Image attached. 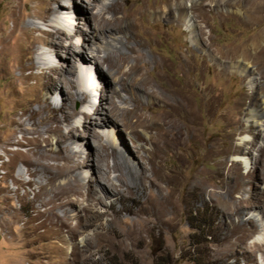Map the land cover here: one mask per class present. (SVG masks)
<instances>
[{
    "label": "rangeland",
    "instance_id": "1",
    "mask_svg": "<svg viewBox=\"0 0 264 264\" xmlns=\"http://www.w3.org/2000/svg\"><path fill=\"white\" fill-rule=\"evenodd\" d=\"M107 1L99 0L87 11L83 8L86 6V0H63L62 3L72 5L73 2L75 9L82 11L81 16L87 20L88 16L98 12L101 5L106 4ZM158 1L142 0L144 5ZM190 1H195L198 6L194 13L195 42L191 40L187 30L186 19L178 25L174 20L167 22L159 17L154 20L149 16L145 22L144 19L141 20L144 33L153 38L152 45L157 47L156 49L150 46L147 38H141L144 44V62L149 65L153 58L165 61L167 64L175 63L178 52L183 55L188 54L194 74L185 77L193 82L196 81L199 88L203 87L207 90L212 101V107L206 117L198 92L195 88H191L197 129L202 139L187 142L186 157L181 168H178L171 157H166L162 163L165 171L175 172L181 181L180 185L177 184V180L172 184L177 186L174 197L179 207L174 213L166 216L163 226L156 222L153 211L145 204L143 205L146 208L137 216L128 212V209H137L136 200H143L144 191L147 189L146 183L137 185L134 193L123 194L119 200L106 198L94 186L96 177L92 170L88 169V160L84 159L86 154L89 160L94 158L96 151H101L105 146H107L106 153L110 152L108 146H113L112 148L117 147L122 152L134 154L133 146L137 145L132 142V135L127 129L121 125L117 126L119 131L114 125L102 126L97 115L91 116V121L95 125L83 123L82 114H91L100 96L111 99L119 107L130 108L129 102L121 103L114 95L116 88L113 83L102 82L104 75L98 76L94 65H90L91 57L96 54L97 57L102 56L100 40H97L95 46L84 50L86 61L83 65H78L71 53L64 54L60 51L54 54L52 47L35 44L33 56L38 64L32 72L39 74L40 69L45 71V75L37 81L27 78L12 83L18 72L9 57L0 56V64L3 61L5 67V72L0 73V264H192L193 257L202 264H264V115H261L262 121H259L260 125L255 128L257 134L254 136L253 145H246L249 154L241 157L228 151L230 146L240 143L242 139L252 138L250 134L237 133L249 102L248 96L251 91L249 78L254 79L257 98L264 100V65H258V58L252 55L253 39L264 30V0H222V2L221 0H180L186 7H189ZM24 3L27 9L21 7ZM31 3L32 0H0V35L12 28L10 13L12 6L17 4L19 8L14 15L21 24L37 28L32 33L34 38H38L41 31L61 29L69 32V24L72 22L69 14L66 13L69 9L51 16L47 21H40L29 15ZM77 22L81 28L87 30L81 24L82 19ZM155 32L161 34V37L154 35ZM16 36L15 34L13 39L11 38V43ZM62 38L64 39L62 47L68 44L77 45L79 42V37L74 34L69 38L63 36ZM260 45L263 46L264 41L260 42ZM243 46L251 49L250 54L247 53V57L251 56L248 60L242 59L241 56H238L237 60L224 61L220 58L226 51L228 56H231ZM71 65L74 68H71ZM235 65L250 73L247 78L242 79L234 70H230L229 67ZM223 66L229 68L227 73L217 77L216 73ZM50 67L57 68L59 75L54 74ZM151 69L152 66L149 65L147 70ZM79 72L85 73L84 86L76 84L75 79ZM148 74L146 73L145 77H149ZM62 77L72 84L73 88L70 92L77 96L76 99L71 100L66 97L61 83ZM175 79L176 81L173 82L181 86L183 78ZM34 82L46 83L44 87L38 88L37 96L40 97V103L33 100V96L28 91ZM99 88L103 91L102 95H99ZM81 94H85V97L80 100ZM118 94L127 97L122 91ZM139 99L143 106L151 105L153 102L150 98L144 99L139 96ZM43 105L48 109L41 110ZM27 107L34 112L40 111L39 117L55 114L60 120L61 133L67 134L73 128L75 138L57 142L53 133L43 131L44 125L33 126L32 121L28 119L24 121L22 127L24 132H20L13 120L17 116L24 119ZM59 108L73 112L72 118L62 121L61 113L57 110ZM52 126H55V123ZM31 128L43 131L42 137L46 143L42 142V145L52 154L68 153L77 163L85 160L86 166L61 176L55 174L58 173L55 166L61 165L62 161L46 160V163L54 166L53 184L64 186L73 176H77L84 185L82 192L92 190L91 194L100 199V202H95L87 200L85 196L69 193L70 199L78 200L77 204L75 206L66 204L65 207L55 210L58 216L65 210L67 221L72 227L79 228L86 221L91 223L90 226L81 228L80 233L73 240L68 239L65 232L61 233L59 239L54 237L57 232L52 223L35 233L30 232L33 224L30 221L34 204L33 196L34 191H37L34 185L28 183V180L34 177H30L25 172L30 169L27 159L31 155L32 146H27V141L31 138L29 134ZM92 133L97 137L90 136ZM88 135L89 143L93 144L91 148L88 144H84ZM212 138L215 139L216 146H213L211 158H205L202 152L210 140H213ZM144 148L146 149L147 146L144 145ZM236 157L237 159L241 157L243 162H234L237 161L234 159ZM107 162L110 166L112 157L108 154ZM132 166H135L134 163ZM220 166L228 172L224 178L217 174ZM197 169L204 174L202 179L205 180L203 179L202 183L206 189L187 187L185 184ZM116 174V171H110V176ZM34 179L35 181L40 179L42 182L45 180L40 176ZM221 185L234 187L231 199L219 196V193H224ZM211 190L215 194L209 196L208 191ZM240 198L244 199V207L240 209L241 214H239L240 210L237 214L234 203ZM83 208L91 209L99 218L88 219L87 212L83 211ZM237 216L241 217L243 227L248 231L245 245L251 247L249 252L243 255L238 252L229 253L228 248V243L237 234H234L230 221H235ZM194 218L200 221L199 225L194 223ZM26 220L29 222L24 229L23 223ZM133 220L138 221L145 228L139 235L126 234ZM95 225H99L101 229L97 230ZM253 243L258 248H254ZM53 247L54 250L58 248L61 254L52 252Z\"/></svg>",
    "mask_w": 264,
    "mask_h": 264
},
{
    "label": "bare ground",
    "instance_id": "2",
    "mask_svg": "<svg viewBox=\"0 0 264 264\" xmlns=\"http://www.w3.org/2000/svg\"><path fill=\"white\" fill-rule=\"evenodd\" d=\"M62 1L63 0H32V5L29 8L30 16L40 21H47L51 16H55L69 9L66 13L69 14V19L72 21L70 24L68 23L70 25H68L70 29L69 32H64L61 29L41 31V35L38 38H34L32 35L37 28L23 25L24 23L21 24L14 15L19 5L12 6L10 13L12 28L4 32L3 35H0V56L4 58L9 57L18 72L17 77L12 80V83L23 81L27 78L37 81L40 77L45 75L44 69H40L39 74H33L32 72L37 68L38 64L33 56L35 44L52 47L54 49V54L60 51L64 54L71 53L73 55V60L77 62L78 65H83L86 61L84 57L86 53H84V50L95 46L97 40H100L102 43L100 51L102 56L97 57L96 54L91 57L92 62L90 65H94V69L96 74L98 73V76L101 74L104 75L105 78L101 80L102 82L113 83L116 88V93H114V95L119 98L121 103L129 102L130 108L126 109L119 107L115 105L111 99L100 96L98 102L94 104L91 114H82L83 123L91 124V126L95 125V123L91 121V116L97 115L102 126L110 124L117 128L118 125H121L127 129L132 135V142L137 143V145L133 146L134 154L127 153V151L122 152L117 147L112 148L113 146H108L110 152L106 153L107 146H105L101 151H96V156L94 158L92 157L89 160L86 154L84 159L88 160V169H91L96 177L94 186L102 192L106 198L119 200L123 194H129L130 192L134 193L137 185L139 186L140 184L146 183L147 189L145 191L143 190V200H136L138 204L137 209H128V212L137 216L140 211L146 208L143 205L145 204L153 211L156 222L163 226L166 221V216L172 212L174 213L179 207L174 197L177 186H172V184H174V180H177V184L180 185L181 181L178 179L175 172L171 173L169 170L165 171L162 168V163L166 157H171L176 162L178 168H181L186 157L187 142L190 140L200 141L202 139L197 129L196 110L192 105V95L190 94L191 88H195L198 92L201 106L204 108L206 117H208V112L210 107H212V101L207 90L203 89V87L199 88L196 81L193 82L185 77L191 73L194 74L193 65L189 62V55L186 53L183 55L178 52L176 54V62H170L169 64L165 61L152 58L149 62L152 69L150 71L147 70L149 65L143 60L145 55L143 54L144 44L141 42V38H147L148 44L150 46L154 45H152L153 38L144 33L141 27V20L144 19L145 22L149 16L154 18V20L156 17H159L167 22L174 20L176 25H178L186 19L188 23L187 30L191 35V40L195 42L194 13L198 6L195 1H190L189 7H186L180 0H159L158 2H152L150 5H144L142 0H108L106 4L101 5L98 12L92 13L87 17V20H85L83 16H81L82 11H79L77 8L75 9L73 2L72 5H68L62 3ZM86 1V6H83L86 11L91 9V6H93L95 2H99V0ZM21 7L26 8L25 3ZM79 16L82 19V26H85L87 30L78 25L77 20H81ZM153 26H155V23ZM15 34L17 36L11 43L10 40ZM72 34L79 37L77 45L68 44L66 47H62L64 41L62 36L64 38H69ZM154 35L161 37V34L157 32H155ZM262 41H264V30L259 32L252 42V55L258 58V65H264V45H260ZM154 47L157 49L156 46ZM247 47L248 46L241 47V50L238 49L231 56H228L226 51L220 58L224 61L237 60V57L241 56L242 59L248 60L251 56L249 55V57H247V53L250 54L249 50L251 49ZM190 51L192 50L190 49ZM71 66V68H74L73 65ZM229 68L239 74L242 79L245 77L247 78L248 74H250L243 68L239 69V65L230 66ZM229 68L226 66L221 67L216 73V76L218 77L227 73ZM49 69H51L54 74L59 75L57 68L50 67ZM4 72L5 67L2 61L0 64V73ZM24 72L28 73L24 74ZM148 72L151 74H148ZM146 73L150 76L145 77ZM84 75V72H79L76 76L75 81L78 86H84ZM179 77L183 78L181 86L173 82L174 80L176 81L175 78ZM98 78L96 79L99 81ZM61 83L62 87L64 86L63 91L66 97L71 100L76 99L77 96L70 92L73 88L70 81L62 77ZM45 84L34 82L31 87H29L28 91L33 96V100L40 103V97L38 98L37 96L38 88L41 86L44 87ZM249 84L251 90L248 96L249 102L245 108L244 119L240 121L237 133L250 134L252 138L249 140L240 139V143L233 144L234 146H230L228 150L241 157L249 154V149L246 145H253L254 136L257 134L255 128L260 125L259 121H262L261 115H264V100L257 98L255 94L257 91L253 78H249ZM99 89V95H102L101 93L103 91L101 88ZM120 91L124 92L127 97H121L118 94ZM139 96L144 99L150 98L153 102L151 105L143 106L141 105ZM83 97H85V94H81L79 99L81 100ZM41 108L43 111L48 109L45 105ZM57 110L61 113L62 121H68L72 118L73 112L64 111L60 108ZM25 112L26 116L24 119H22L21 116H17V118L13 120L14 125L17 126L22 133L24 132L22 128L24 121L28 119L32 121L31 125L33 126L37 124L44 125L43 131L46 133H53L57 142H65L76 136L73 128H71L67 134L61 133L59 127L60 120L57 119L56 115L53 113L50 116L39 117L40 111L34 112L29 107L25 109ZM145 113H148V115H145ZM53 123H55V126H52ZM117 131H119V128H117ZM42 132L31 128L29 132L31 138L27 141V146H32V149L31 155L27 159L30 169H27L25 172L32 178L40 176V178L46 180V182L45 180L42 182L40 179L35 181L34 178L28 180V183L34 185L37 189V191L33 190L34 204L32 205V215L30 217V221L33 224L30 227V232L35 233L44 226H49L50 223H52L56 227L57 232L56 235L54 234V237L59 239L61 233L65 232L68 239L73 240L80 233L81 228L88 227L91 223L86 221L79 228L72 227L67 221V216L65 215L66 211H62V214L58 216L55 210L65 207L66 204L70 206H75L77 204L78 200L70 199L69 193L80 197L85 196L87 200L95 202H100V199L91 194L92 190L82 192L84 185L82 184V180L77 176H73L64 186L53 184V175L55 173L53 171L54 166L46 163V160L53 159L62 161L61 165L55 166L56 170H58V173L55 174L59 176L74 172L81 166H86L85 160L77 163L73 156L68 153L58 152L52 154L51 151L42 145V142L46 143V140L42 137ZM90 136L97 137L94 133L90 134ZM88 138L89 135L87 139L84 140V144H88V147L91 148L93 144H91V142L89 143ZM214 140L215 139L212 141L210 140L207 147L203 150L202 156L205 158H211L214 149L213 146H216L214 145L216 144ZM144 145L147 146L146 149ZM107 154L112 157L110 166L107 162ZM13 155L16 156L17 154L13 153ZM241 157H239L240 159H237V157L234 158L237 160L234 162H243ZM133 163L135 166H132ZM111 170L116 171L117 174L110 176ZM217 170V174L223 178L228 174L221 166ZM203 175L201 170H195L191 177L185 182L186 186L192 188L202 187V189H206L202 183L204 182L202 181L204 179H202ZM221 189L224 190V193H219V196H226L227 199H231L234 187L221 185ZM214 194V191H208L209 196ZM127 198H130V196H127ZM243 202L244 199L241 198L235 201L234 208L237 214L238 210L244 207ZM83 211L87 212L86 216L88 219L97 220L99 218L98 215L93 214L91 209L83 208ZM241 211L242 210L239 211V214H241ZM15 220H19V218H15ZM28 222L29 220H26L23 223L24 229L27 228L26 225ZM230 226L234 234H237H235L233 239L228 243V248L230 249L229 253L238 252L241 255L247 254L251 247L245 245V238L248 235V231L243 227L241 217L237 216L235 221H230ZM94 227L97 230L101 229L99 225H95ZM144 229L145 228L139 224L138 221L133 220L126 234L139 235ZM252 245L254 248H258L254 243ZM52 252L61 254V251L58 250V248L54 250V247Z\"/></svg>",
    "mask_w": 264,
    "mask_h": 264
},
{
    "label": "trees",
    "instance_id": "3",
    "mask_svg": "<svg viewBox=\"0 0 264 264\" xmlns=\"http://www.w3.org/2000/svg\"><path fill=\"white\" fill-rule=\"evenodd\" d=\"M194 217H195V215H194ZM194 223L197 224V225H199L200 224V221L197 220L196 218H194ZM201 226H202V224H201ZM194 258L195 257H193L192 260H191L192 261V264H202L201 262H198V260L197 259H194Z\"/></svg>",
    "mask_w": 264,
    "mask_h": 264
}]
</instances>
